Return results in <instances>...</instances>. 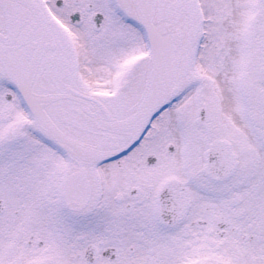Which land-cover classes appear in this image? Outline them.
<instances>
[{"label": "snow or ice", "instance_id": "obj_1", "mask_svg": "<svg viewBox=\"0 0 264 264\" xmlns=\"http://www.w3.org/2000/svg\"><path fill=\"white\" fill-rule=\"evenodd\" d=\"M0 264H264V0H0Z\"/></svg>", "mask_w": 264, "mask_h": 264}]
</instances>
